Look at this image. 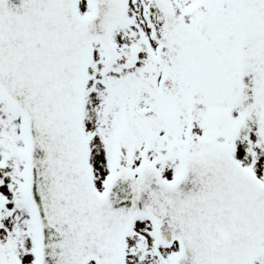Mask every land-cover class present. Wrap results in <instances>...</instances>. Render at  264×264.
I'll list each match as a JSON object with an SVG mask.
<instances>
[{
	"label": "snow or ice",
	"instance_id": "1",
	"mask_svg": "<svg viewBox=\"0 0 264 264\" xmlns=\"http://www.w3.org/2000/svg\"><path fill=\"white\" fill-rule=\"evenodd\" d=\"M0 264H264V0H0Z\"/></svg>",
	"mask_w": 264,
	"mask_h": 264
}]
</instances>
